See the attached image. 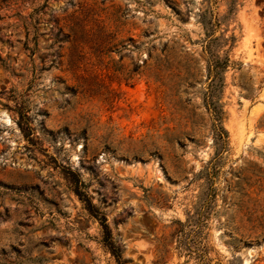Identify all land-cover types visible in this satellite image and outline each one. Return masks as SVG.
I'll return each instance as SVG.
<instances>
[{
  "label": "rangeland",
  "instance_id": "374dc122",
  "mask_svg": "<svg viewBox=\"0 0 264 264\" xmlns=\"http://www.w3.org/2000/svg\"><path fill=\"white\" fill-rule=\"evenodd\" d=\"M189 215L264 264V0H0V264H184Z\"/></svg>",
  "mask_w": 264,
  "mask_h": 264
},
{
  "label": "trees",
  "instance_id": "16d2710c",
  "mask_svg": "<svg viewBox=\"0 0 264 264\" xmlns=\"http://www.w3.org/2000/svg\"><path fill=\"white\" fill-rule=\"evenodd\" d=\"M229 63L230 58L227 52H225L222 56H220V54L218 53L212 56L211 64L209 63L208 66V69L210 71H213L212 80L214 82L212 84H215L220 88L222 87L224 83L223 73L227 69ZM192 78V69H189L182 77L181 83L190 84ZM211 105V109L214 112L215 116L220 119L222 113V105L214 103L213 99L211 101ZM76 193L79 196L80 194L81 196L83 195L82 191H78L77 189ZM99 222L103 233L104 243L109 247L110 252L114 255V257L117 258V260H120V255L111 242V233L108 224L106 223L105 217L101 216L99 218ZM199 223H204V221H201L200 218L196 220L192 215H189L185 221L179 222L180 227L175 233L177 241L176 249L179 251V253L185 256L186 260L184 261V264H212V259L208 256V246L205 242L206 234H203L202 228L199 226Z\"/></svg>",
  "mask_w": 264,
  "mask_h": 264
}]
</instances>
